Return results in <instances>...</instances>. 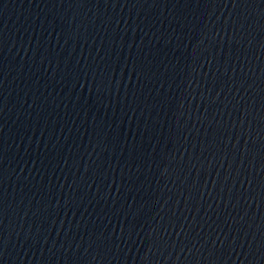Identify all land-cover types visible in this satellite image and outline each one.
<instances>
[{
	"label": "water",
	"instance_id": "1",
	"mask_svg": "<svg viewBox=\"0 0 264 264\" xmlns=\"http://www.w3.org/2000/svg\"><path fill=\"white\" fill-rule=\"evenodd\" d=\"M264 176V0H0V264Z\"/></svg>",
	"mask_w": 264,
	"mask_h": 264
}]
</instances>
